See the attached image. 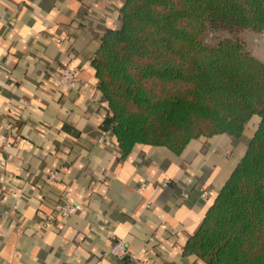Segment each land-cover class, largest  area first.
<instances>
[{"label":"crops","instance_id":"0c3cea01","mask_svg":"<svg viewBox=\"0 0 264 264\" xmlns=\"http://www.w3.org/2000/svg\"><path fill=\"white\" fill-rule=\"evenodd\" d=\"M126 1L0 0V264H205L185 246L244 139L214 137L181 158L137 145L123 158L101 130L92 60ZM65 68L79 72L76 91L58 84ZM65 202L80 210L61 219ZM118 241L129 255L111 254Z\"/></svg>","mask_w":264,"mask_h":264},{"label":"trees","instance_id":"16d2710c","mask_svg":"<svg viewBox=\"0 0 264 264\" xmlns=\"http://www.w3.org/2000/svg\"><path fill=\"white\" fill-rule=\"evenodd\" d=\"M92 67L123 158L137 145L185 157L214 137L246 151L184 250L205 264H264V0H127Z\"/></svg>","mask_w":264,"mask_h":264},{"label":"built area","instance_id":"2783aa9c","mask_svg":"<svg viewBox=\"0 0 264 264\" xmlns=\"http://www.w3.org/2000/svg\"><path fill=\"white\" fill-rule=\"evenodd\" d=\"M81 82L82 81L79 78V72L76 69L65 68L64 70H62L58 77L59 86L65 91L69 92L76 91L80 87ZM58 178V171H51L49 173L50 181L55 182L58 180ZM202 196L203 198H206L208 196V193L206 191H203ZM79 210L80 206L72 205L65 202L58 206L56 214L61 219H68L69 217L76 214ZM111 254L115 257L120 258L129 255V252L125 245L122 242L118 241L113 250L111 251Z\"/></svg>","mask_w":264,"mask_h":264},{"label":"rangeland","instance_id":"374dc122","mask_svg":"<svg viewBox=\"0 0 264 264\" xmlns=\"http://www.w3.org/2000/svg\"><path fill=\"white\" fill-rule=\"evenodd\" d=\"M241 40L245 43L250 53L255 56L256 58L260 59L264 62V32L262 34H252V33H245L241 36ZM253 134V129L248 131L246 138L244 139V146L241 144V140H235L236 142H239L238 144H241V147L238 151H233L231 155H233L232 159L234 161L238 160L242 154H244L246 150V146ZM233 139V138H230ZM236 146V145H235Z\"/></svg>","mask_w":264,"mask_h":264}]
</instances>
